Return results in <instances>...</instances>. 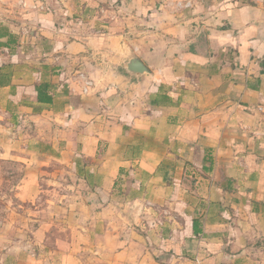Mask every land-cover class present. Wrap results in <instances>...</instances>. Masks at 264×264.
I'll return each instance as SVG.
<instances>
[{
  "label": "crops",
  "instance_id": "1",
  "mask_svg": "<svg viewBox=\"0 0 264 264\" xmlns=\"http://www.w3.org/2000/svg\"><path fill=\"white\" fill-rule=\"evenodd\" d=\"M0 160V264H264V7L0 0Z\"/></svg>",
  "mask_w": 264,
  "mask_h": 264
},
{
  "label": "rangeland",
  "instance_id": "2",
  "mask_svg": "<svg viewBox=\"0 0 264 264\" xmlns=\"http://www.w3.org/2000/svg\"><path fill=\"white\" fill-rule=\"evenodd\" d=\"M49 169L58 170L57 165ZM26 176V165L17 162L0 160V207L1 202H11L14 187ZM41 182V180H40Z\"/></svg>",
  "mask_w": 264,
  "mask_h": 264
},
{
  "label": "water",
  "instance_id": "3",
  "mask_svg": "<svg viewBox=\"0 0 264 264\" xmlns=\"http://www.w3.org/2000/svg\"><path fill=\"white\" fill-rule=\"evenodd\" d=\"M123 70L126 75L135 78L144 77L149 74L145 65L136 56H131L124 63Z\"/></svg>",
  "mask_w": 264,
  "mask_h": 264
},
{
  "label": "built area",
  "instance_id": "4",
  "mask_svg": "<svg viewBox=\"0 0 264 264\" xmlns=\"http://www.w3.org/2000/svg\"><path fill=\"white\" fill-rule=\"evenodd\" d=\"M255 2L260 3L264 7V0H255Z\"/></svg>",
  "mask_w": 264,
  "mask_h": 264
}]
</instances>
